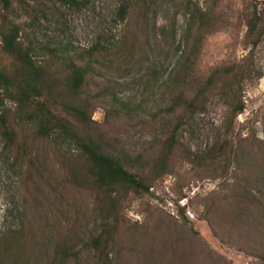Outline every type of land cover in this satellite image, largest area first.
<instances>
[{"label":"trees","instance_id":"obj_1","mask_svg":"<svg viewBox=\"0 0 264 264\" xmlns=\"http://www.w3.org/2000/svg\"><path fill=\"white\" fill-rule=\"evenodd\" d=\"M28 1L0 0V134L4 151L27 164L25 210L17 217L18 226L0 230V264H130L124 251L134 257L144 254L145 264H200L203 250L184 242L185 237L166 223V214L153 220L148 235L146 225L130 224L125 216L129 198H156L155 186L175 173L177 158L196 172L213 170L224 179L208 213L215 211L228 226H244L247 236L264 247V137H259L258 120L245 128L247 136L233 130L221 145L201 153L185 147L181 139L186 118L204 112L215 92L227 91L236 99L233 118L245 111L243 92L255 79L254 52L264 36V0H249L241 7L244 33L239 43L249 53L212 65L203 76L197 70L202 66L201 45L221 17L215 0H208L206 9L191 5L185 49L173 70L163 80L155 77L152 85L168 89V98L157 108L135 97L124 99L117 82L97 80L103 69L95 67L99 63L108 71L119 70L126 64L116 65L114 55L131 60L145 55L146 0L132 1L127 33L112 55L99 43L88 50L68 44L42 49L48 56L43 60L35 58V43L26 38V45L22 29L10 19L14 5L26 10ZM33 1L37 12L52 0ZM56 1L72 7L92 2ZM126 14L124 9L120 16ZM127 34L133 35V42ZM98 109L104 111L103 121L94 119ZM135 120H142L154 134L147 146L133 153L121 143L116 125ZM50 153L53 166L47 163ZM186 197L178 199V211L185 227L193 229L185 215L188 205L179 203ZM208 213L202 215L214 226ZM142 236L146 242L139 244ZM167 237L163 252L159 245ZM150 249L161 252L150 257Z\"/></svg>","mask_w":264,"mask_h":264},{"label":"rangeland","instance_id":"obj_2","mask_svg":"<svg viewBox=\"0 0 264 264\" xmlns=\"http://www.w3.org/2000/svg\"><path fill=\"white\" fill-rule=\"evenodd\" d=\"M132 1L92 0L87 6L72 7L52 0L43 2L39 6L40 11L35 12L32 9L36 7L35 3L30 0L27 2L26 10L18 4L14 5L10 19L22 29V41L26 45L28 44L26 38L35 43L33 53L38 60L48 58L42 49L68 44L77 49L88 50L99 43L112 51V55L118 50L127 33V26L132 18L128 9L133 5ZM215 2L219 8L220 24L209 33L208 38L201 45L198 64L202 66L197 69L201 76L206 74L212 65L221 61L240 59L249 53V50L243 49L239 43L244 33V27L239 20L242 17L240 11L243 3L246 4L249 0H215ZM146 3V9L142 14V24L148 34L146 48L143 50L145 55L139 54L140 56H135L132 60L130 57L122 59L114 55L113 58L118 59L116 65L126 64L119 70L108 71L99 63H95V67L103 69L102 72L98 69L103 74L97 77V80L101 83H104L105 79L117 82L119 85H116V90L124 99L135 97L143 100L149 107L157 108L168 98V89L163 84L161 88H153L155 77H161L163 80L164 75L171 72L180 59L186 46L184 35L190 22L191 5L206 9L210 2L208 0H146ZM124 9H127V14L123 19L120 15ZM134 31L131 29L132 34ZM132 34L126 35L130 37V42L134 40ZM136 35L138 36L137 32ZM99 62L105 61L100 59ZM254 63L255 79L247 82L243 92L245 111L237 118H233L231 108L236 101L233 95L227 91L223 94L213 93L204 112L186 118L181 138L185 147L197 153L216 148L233 130L235 134H242L243 130L242 135L247 136L249 134L247 127L257 120L259 137H264V36L254 52ZM125 68L128 71H125ZM11 104L12 102H8V105ZM104 117V111L101 109L94 113V119L97 121H103ZM141 121H132L130 130L129 122L121 121L116 125L121 143L129 152L141 150L153 138V129H146ZM54 160L50 153L47 163L53 166ZM174 166L175 173L155 186L156 198L150 200L129 198L125 202V216L128 222L146 225V235H148V231L154 227L153 220L166 214L167 216L164 217L166 223L178 235L185 237L184 242L203 250L205 258L200 264H264V247L255 243L254 236H247L244 226L226 225L214 213V209L213 213H208L211 199L216 197L214 192H221L224 179L213 170L196 172L195 167L179 158L176 159ZM26 167V162L16 161L10 153L4 151V139L0 134V230L18 226L17 217L25 210ZM182 194L187 197L179 200V203L182 206L188 205L185 215L193 229L185 227L178 211L177 201ZM190 199H192L191 204ZM88 202L92 207L94 198L90 197ZM148 210L151 212L149 213ZM206 213L212 217L214 226L204 218L203 215ZM143 222L145 223L142 224ZM90 226L93 228L95 225ZM87 236L88 234L83 237ZM168 238L159 245L163 252L168 246L164 248L165 244H162L167 243ZM144 242L146 240L142 236L139 244ZM124 252L128 263H146L144 254L134 257L129 251ZM159 252L161 251L158 249H150L148 256L155 257ZM84 254L89 255L88 252Z\"/></svg>","mask_w":264,"mask_h":264}]
</instances>
